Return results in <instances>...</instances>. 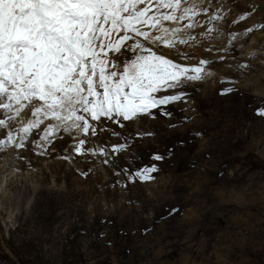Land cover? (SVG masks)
<instances>
[{
    "label": "rangeland",
    "instance_id": "rangeland-1",
    "mask_svg": "<svg viewBox=\"0 0 264 264\" xmlns=\"http://www.w3.org/2000/svg\"><path fill=\"white\" fill-rule=\"evenodd\" d=\"M194 2L192 20L164 22L182 29L177 40L194 38L187 49L145 42L186 66L209 62L211 74L183 87V100L123 126L90 121L94 136L54 130L45 139L54 123L45 120L23 148L0 147V181L15 172L0 186V264H264V0ZM21 114L0 140L11 132L20 141L21 118L35 119L31 107ZM117 144L126 148L114 154ZM98 147L108 156L88 151ZM152 164V179L129 178Z\"/></svg>",
    "mask_w": 264,
    "mask_h": 264
},
{
    "label": "snow or ice",
    "instance_id": "snow-or-ice-1",
    "mask_svg": "<svg viewBox=\"0 0 264 264\" xmlns=\"http://www.w3.org/2000/svg\"><path fill=\"white\" fill-rule=\"evenodd\" d=\"M197 8L194 0H0V111L4 113L0 129L26 108L31 107L35 117L20 129L18 143L9 132L0 147L23 148L29 133L45 120L54 122L43 129L45 139L54 130L94 136L97 128L90 121L106 118L121 124L183 100V87L211 74L206 68L209 62L201 59L197 66H186L157 54L145 42L172 48L187 44L194 39L191 35L177 40L182 29H169L164 22L192 20ZM126 52L133 58L121 63L117 56ZM173 89L179 91L162 94ZM231 91L227 88L221 94ZM258 114L264 115V110ZM162 115L171 113L162 111ZM85 143L80 139L75 151L83 154ZM125 148V144L113 145L112 153ZM88 151L108 156L106 148ZM153 159L163 157L156 154ZM156 171L155 164L145 165L129 173V178L149 180Z\"/></svg>",
    "mask_w": 264,
    "mask_h": 264
},
{
    "label": "bare ground",
    "instance_id": "bare-ground-1",
    "mask_svg": "<svg viewBox=\"0 0 264 264\" xmlns=\"http://www.w3.org/2000/svg\"><path fill=\"white\" fill-rule=\"evenodd\" d=\"M179 35H180V34H179ZM149 43H151V42L149 41ZM187 44H188V43H187ZM151 45L154 46V47L157 46V45H153V44H151ZM158 45H159V44H158ZM186 46H187L186 44H177L176 47H177L178 49L181 50V49H187ZM176 47H175V48H176ZM156 48H157V47H156ZM156 48H155V49H156ZM194 48H195V47H194ZM193 50H195V49H193ZM164 53H166V54H168V55L170 54V52H165V51H164ZM170 55H171V54H170ZM170 55H169V56H170ZM183 55H184V54H183ZM183 55H181V56H183ZM198 55H199V54H198ZM21 116H22V114H21ZM30 120H31V119L23 120V119L21 118V120L19 121V126H20V128L24 127V126H25ZM2 168H3V167H2ZM2 168H0V169H2ZM8 171H9V172L7 173V175L5 176V178L2 179V180L0 181V186H1V185H5V184H7V182H8L9 180L12 179L11 177H12V175L15 173V172H14V169H13V168H9Z\"/></svg>",
    "mask_w": 264,
    "mask_h": 264
}]
</instances>
